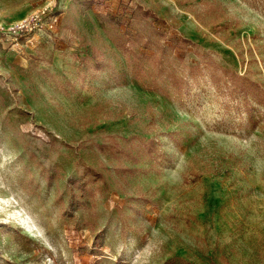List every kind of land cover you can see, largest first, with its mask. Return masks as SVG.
<instances>
[{
  "label": "rangeland",
  "instance_id": "1",
  "mask_svg": "<svg viewBox=\"0 0 264 264\" xmlns=\"http://www.w3.org/2000/svg\"><path fill=\"white\" fill-rule=\"evenodd\" d=\"M0 264H264V0H0Z\"/></svg>",
  "mask_w": 264,
  "mask_h": 264
}]
</instances>
